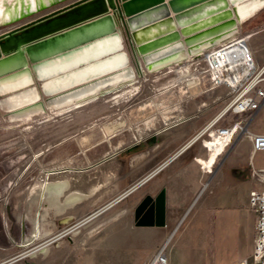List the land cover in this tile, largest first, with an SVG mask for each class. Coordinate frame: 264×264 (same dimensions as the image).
Returning a JSON list of instances; mask_svg holds the SVG:
<instances>
[{
    "label": "rangeland",
    "instance_id": "rangeland-1",
    "mask_svg": "<svg viewBox=\"0 0 264 264\" xmlns=\"http://www.w3.org/2000/svg\"><path fill=\"white\" fill-rule=\"evenodd\" d=\"M78 1L80 0H59L12 22H0V36L11 29L35 21ZM116 2L118 17L114 14L111 15L114 16L116 27L123 35L124 50L129 55L130 67L135 70L133 81L121 84L118 89L82 106L61 112L59 109L49 106L51 94L44 91L43 81L36 76L34 70L36 63L32 62L29 65L33 71L34 79L31 86L37 88L40 93L38 100L44 102L45 110L27 119L25 117L11 118L10 110L0 104V263L10 261L8 264H50L55 262L58 264L101 262L102 264L104 258L109 260L112 257L111 264H126L121 261L119 254H105L104 245L94 244L93 240L85 237V234L94 229L108 234L124 230L128 226L127 221H130L134 226L136 206L146 195H155L162 179L168 180L170 167H166L123 199L98 213L95 218L86 223L85 219L114 201L113 199L123 193L125 189L135 185L152 171L158 161L161 162L165 159L163 157L151 159V156L152 161H144L139 165L136 163L134 167L132 166L135 163L134 154H122L114 157L113 161H109L107 156L113 152L112 150L125 144L121 140H125L126 137L136 138L134 133L137 132V127L134 124L132 112L134 113V110L146 101L161 97L163 92L173 90L177 93L180 87L187 89V94L177 96L180 101L168 109L172 112L176 111V117L169 120V122H173L171 125H157L158 119L163 124L162 114L159 111L145 119L148 122V125H145L146 130L162 132L175 125L176 128H172L174 134L170 139L177 136L187 141L193 135L188 134L189 124L192 120L201 125L207 114L210 117L219 114L228 103L225 89H208L199 75L204 65V54L212 50L214 46L205 50L200 58L192 59L191 57L190 61L184 59L178 65H173L172 68L150 71L146 67L144 59L135 51L130 27L131 15L125 13L123 0ZM163 4L164 1L157 5ZM103 15L111 16L107 13ZM251 32L256 33L253 35V40L256 48L263 55L264 7L254 16L239 24L234 36L242 37ZM187 68L188 70H186ZM190 77L200 78L202 84L197 81L199 89L191 90L190 81L188 82ZM9 94L12 93L0 94V101ZM241 118L237 115H228L224 119V123ZM152 119L154 124H152ZM126 120L129 121L127 125ZM112 122H123V125L116 131L118 140L110 139L93 143L103 137L106 125ZM149 132L151 131H148V134ZM246 136L240 137L239 146L247 159L255 164L262 157L249 152V141ZM194 146H197L199 152H206L201 138L194 143ZM65 179L70 180L74 189L92 196L83 200L70 211L68 220L66 219L67 223H62L63 218L57 217L55 211L51 210L49 223H45L38 235H44L48 228L52 231L51 236L34 239L35 241L29 244L25 242L26 240L22 241V235L29 233L31 227L26 221V217L29 215L27 204L31 193L42 182ZM121 186L126 188L121 191L119 190ZM44 208L45 206H42V212ZM18 210L24 213L23 232L21 228H18L21 226L17 225L19 223L14 217ZM77 224H80L79 229L77 228L78 233L72 228ZM76 233L81 234L78 237ZM62 234L61 238L51 240L49 244L51 251L48 257L39 254L40 251L30 254L29 250L32 248L51 237ZM114 243L115 240H113V245ZM114 248H112L113 253Z\"/></svg>",
    "mask_w": 264,
    "mask_h": 264
},
{
    "label": "bare ground",
    "instance_id": "bare-ground-1",
    "mask_svg": "<svg viewBox=\"0 0 264 264\" xmlns=\"http://www.w3.org/2000/svg\"><path fill=\"white\" fill-rule=\"evenodd\" d=\"M58 1L0 0V22H12ZM151 1L154 0L124 4L125 13L131 15L135 51L150 71L172 68L184 59L200 58L206 48H219L220 43L234 36L239 24L264 7V0H164L165 7L156 3L147 5ZM104 13L118 17L114 0H100L82 12L42 22L22 34L9 31L1 36L4 39L0 42V94H12L0 104L10 110L11 118H31L46 108L44 102L38 100L37 88L31 86L34 79L29 65L32 62L36 63L34 70L43 81L44 91L51 94L47 103L61 112L91 102L135 79V70L130 67L129 55L124 50L123 35L116 27L114 16ZM195 81L201 82L198 77L188 79L197 90ZM166 103L172 104L173 100L166 96L160 101V105H165L161 110L165 117L169 109ZM148 117L146 113L144 119ZM120 125L106 126L103 137L116 134ZM69 186L68 180H54L42 182L35 188L27 204L31 227L26 237L22 235V241L29 244L34 239L51 236L49 229L38 236L41 222L48 220L50 210L65 215L73 204L89 197ZM41 202L46 206L42 214L38 209ZM108 206L86 217L85 223ZM14 217L23 228L24 213L18 210ZM78 226L80 224L72 227L77 233ZM62 236L51 237L29 250L30 254L46 251L51 240Z\"/></svg>",
    "mask_w": 264,
    "mask_h": 264
},
{
    "label": "crops",
    "instance_id": "crops-1",
    "mask_svg": "<svg viewBox=\"0 0 264 264\" xmlns=\"http://www.w3.org/2000/svg\"><path fill=\"white\" fill-rule=\"evenodd\" d=\"M253 35H256V33ZM253 35L248 44L254 52L257 64L263 66L264 54L261 55L256 48ZM229 39H226L220 45ZM207 49L209 48L205 50ZM195 83L197 82L195 81ZM200 83L202 84V82ZM190 88L194 90L191 85ZM185 94H187V89H183V87L178 88L177 93L173 90H168L163 92L161 97L146 101L136 108L134 113L132 112L134 124L137 127V132L134 133V137L136 138L126 137L124 140L121 137L123 139L121 142L125 144L116 147V150H112L113 152L107 156L109 161H113L116 156L134 154L133 160L135 163L132 164L133 167L136 163L139 165L151 159L165 158L161 162L158 161L154 169L145 177L154 172L148 178L150 180L166 167H170L168 180L162 179L161 184H158L160 186L157 192L152 196H157L162 189L166 190V225L139 226L135 222L134 215V226L131 225L130 221H127L128 226L124 230L108 234L94 229L91 232L88 231L85 237L93 240L94 244L104 245L105 254H119L121 261L126 264H144L147 258L161 247H164L166 252L167 264H236L243 260L251 263L256 239L255 224L257 215L249 204V196L252 191L264 190V151L255 150L251 135H247L249 152L262 157L255 164L250 162L241 146H239L242 136L238 138L239 140L237 139L238 142L235 140L232 143L210 171H204V164L209 157L208 151L203 142L202 145L206 149L205 153L199 152L194 143L200 139L201 134L199 133L203 130V126L209 124L219 114L211 117L207 114L204 121H202L204 122L202 123L203 125H199L196 121L192 120L189 124L188 134L193 135L187 141L177 136V138L170 139L171 135L174 134L172 133V128H176L175 125L162 132L145 129V125H148V122L144 119L146 113L149 116H153L157 111L161 112L165 105H160V101L166 96L173 100L172 104L166 103V106L170 108L180 101V98H177V96ZM166 112L168 114L167 117L161 112L163 124L157 118V125L169 126L173 123L169 122V120L176 117V111L167 110ZM239 116L243 119L250 117V115ZM128 120L125 122L126 125L129 123ZM117 123L121 124L120 127L123 125V122ZM220 123L226 124L224 120ZM113 124L114 122L106 126H112ZM152 124H154L153 120ZM248 127L252 133H264V105L251 115ZM148 131L151 132L148 134ZM101 138L95 140L93 143L108 141L110 139L118 140L116 134L108 138L105 136ZM153 153H155V156L152 155ZM151 156L152 158L150 159ZM120 161L122 160L120 159ZM190 172L193 173L191 174ZM68 181L70 182V180ZM125 188L121 186L119 190L122 191ZM69 189L77 190L72 187L71 182ZM128 189H125L120 195L127 192ZM88 195L89 197L92 196ZM79 203L73 204L72 209H69L65 215L55 211L56 216L63 218L62 223H64L69 217L70 211L75 209ZM42 206H45L43 202L38 207L41 214L45 211V208L43 212L41 211ZM51 212H49L48 220L45 221L46 223H49ZM26 221L28 224L27 217ZM45 222H41V228L44 227ZM18 228H21L23 232L24 226L23 228ZM49 231L51 230L49 229ZM113 240H115L114 245ZM113 247H115L114 253L112 252ZM47 248L45 249L47 252L43 250L39 254L48 257L51 246ZM111 263L112 257L109 260L104 258L102 262V264ZM95 264H101V262Z\"/></svg>",
    "mask_w": 264,
    "mask_h": 264
},
{
    "label": "built area",
    "instance_id": "built-area-1",
    "mask_svg": "<svg viewBox=\"0 0 264 264\" xmlns=\"http://www.w3.org/2000/svg\"><path fill=\"white\" fill-rule=\"evenodd\" d=\"M253 34L234 36L219 48L204 54V65L199 72L201 79L208 89L223 88L228 96L226 107L204 126L200 136L209 154L204 171H210L232 143L243 135H251L254 149L264 151V133H252L248 127L251 115L264 105V65L257 64L248 44ZM228 115L250 117L221 124ZM249 204L257 215L254 250L251 263L243 260L236 264H264V190L252 191ZM144 264H167L164 247L152 253Z\"/></svg>",
    "mask_w": 264,
    "mask_h": 264
},
{
    "label": "water",
    "instance_id": "water-1",
    "mask_svg": "<svg viewBox=\"0 0 264 264\" xmlns=\"http://www.w3.org/2000/svg\"><path fill=\"white\" fill-rule=\"evenodd\" d=\"M100 0H80L78 2H75L74 4L67 6L63 9H59L49 15H45L43 17L38 18L35 21H32L30 23H27L25 25L16 27L15 29L10 30L11 33L22 34L24 31H28L32 29V27L37 26L41 24L42 22H50L52 20L56 19H63L67 14H77L78 12L84 11L86 8H88L90 5L99 2ZM117 0H114V6L117 7ZM124 4L132 2L134 0H123ZM164 0H154L149 2L147 5L151 4H158ZM111 6V7H110ZM165 4L161 5V7ZM110 8H112V5H109ZM0 36V42L2 41ZM156 172V171H155ZM154 172L149 174L147 177L133 185L126 193L123 195L117 197L109 203V207L123 199L125 196L136 190L139 186H141L144 182L150 178ZM135 215V222L139 226H165L166 225V190L162 189L157 196L152 197L151 195H147L135 208L134 211ZM10 261H6L0 264H8Z\"/></svg>",
    "mask_w": 264,
    "mask_h": 264
}]
</instances>
